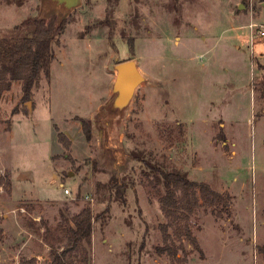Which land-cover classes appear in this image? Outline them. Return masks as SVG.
Here are the masks:
<instances>
[{
  "label": "rangeland",
  "instance_id": "obj_1",
  "mask_svg": "<svg viewBox=\"0 0 264 264\" xmlns=\"http://www.w3.org/2000/svg\"><path fill=\"white\" fill-rule=\"evenodd\" d=\"M51 17L64 31L50 74L0 96V264H53L47 239L61 251L56 226L87 206L107 220L90 264H264V40L251 47L248 27L264 0H82L64 19L0 0V36ZM124 60L145 80L116 109ZM162 172L196 184L188 222L165 214ZM201 184L222 200L205 204ZM168 223L201 251L183 239L178 258L159 254Z\"/></svg>",
  "mask_w": 264,
  "mask_h": 264
},
{
  "label": "trees",
  "instance_id": "obj_2",
  "mask_svg": "<svg viewBox=\"0 0 264 264\" xmlns=\"http://www.w3.org/2000/svg\"><path fill=\"white\" fill-rule=\"evenodd\" d=\"M24 23L32 28L30 35L20 38L0 36V96L10 90L12 84L17 81L22 82L24 96H29L41 75L50 74L51 64L56 58L54 46L63 34V24L59 23L55 17L48 20L36 18ZM68 144L66 146H69ZM161 174L162 183L167 190V194L160 199L165 214L170 217L177 216L175 219L179 218L188 222L200 206L193 189L196 184L189 182L180 174L164 172ZM173 186L181 191L180 199L177 192L172 189ZM200 188L205 197V204L210 205L216 199L222 200L219 194L210 192L206 185L201 184ZM209 193L213 197H210ZM71 222L64 226L62 224L56 226L59 231L61 251L55 250L54 245L47 239L52 249L50 256L53 264H77L78 262L90 264L89 248L92 246L93 223L99 222L101 227H104L107 220L100 215L93 217L91 208L87 206L75 215ZM170 227L171 223H168L162 228L166 244L163 247H157L159 254L178 258L179 252L185 250L183 239H187L195 250L201 251L196 237L187 225L175 228L173 235L169 232ZM49 232L46 227L45 236L49 237ZM64 239L66 240L63 244ZM22 261V264H34L32 260L26 258Z\"/></svg>",
  "mask_w": 264,
  "mask_h": 264
},
{
  "label": "water",
  "instance_id": "obj_3",
  "mask_svg": "<svg viewBox=\"0 0 264 264\" xmlns=\"http://www.w3.org/2000/svg\"><path fill=\"white\" fill-rule=\"evenodd\" d=\"M82 0H42V9L48 14H58L62 19L81 7ZM243 6H239L242 9ZM117 77L114 83V92L117 97L114 102L116 109H123L129 105L137 87L145 78L140 73L133 60L120 62L116 66Z\"/></svg>",
  "mask_w": 264,
  "mask_h": 264
},
{
  "label": "built area",
  "instance_id": "obj_4",
  "mask_svg": "<svg viewBox=\"0 0 264 264\" xmlns=\"http://www.w3.org/2000/svg\"><path fill=\"white\" fill-rule=\"evenodd\" d=\"M251 30V34H250V45L251 47H254V45L256 44V41L259 39L264 40V25L263 24H256V23H252L251 25L248 26ZM65 195H70L71 192L69 189H65L64 190Z\"/></svg>",
  "mask_w": 264,
  "mask_h": 264
}]
</instances>
